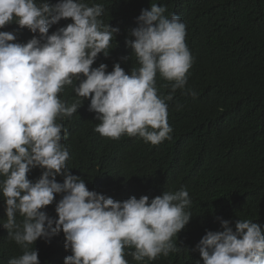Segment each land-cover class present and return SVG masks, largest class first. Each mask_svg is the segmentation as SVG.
Listing matches in <instances>:
<instances>
[{"label":"clouds","instance_id":"9594fccd","mask_svg":"<svg viewBox=\"0 0 264 264\" xmlns=\"http://www.w3.org/2000/svg\"><path fill=\"white\" fill-rule=\"evenodd\" d=\"M165 12L155 3L141 9L136 26L128 31L125 45L140 67L126 72L121 62L129 61L128 55L108 71L105 63L93 65L101 53L109 56L120 29L103 22V5L86 0H0V29L15 21L19 29L33 34L27 42H17L15 31H0V196L7 217L3 228L23 250L7 264H41L38 249L29 246L61 232L64 248L71 252L64 264H130L127 254L145 264V258L179 251L173 237L192 218L188 190L125 200L89 190L67 166L70 154L61 143L63 125L56 122L81 107L79 102L69 106L58 95L75 79L74 92L89 101L88 111L100 121L95 131L102 136H139L153 145L171 138L166 100L172 94L158 95L155 78L159 74L172 82V93L183 89L193 58L185 43V24ZM69 19L50 33L53 25ZM37 168L40 176L30 179ZM54 201L56 217H50L45 209ZM231 223L220 218L223 230L206 231L195 245L203 264H264V225L237 219L234 231Z\"/></svg>","mask_w":264,"mask_h":264},{"label":"trees","instance_id":"16d2710c","mask_svg":"<svg viewBox=\"0 0 264 264\" xmlns=\"http://www.w3.org/2000/svg\"><path fill=\"white\" fill-rule=\"evenodd\" d=\"M39 2V0H38ZM56 3L57 0H49ZM101 4L105 24L118 27L109 56L102 53L93 67L108 65L120 57L126 72L140 64L125 45L128 31L136 26L141 9L155 3L176 15L186 26L185 43L193 58L183 89L171 90L170 81L156 76L158 95L167 97L170 139L159 144L139 136L122 134L119 139L95 131L100 123L88 111L89 101L78 97L74 86H65L59 97L69 106L81 107L71 117L57 118L63 125L61 141L69 151L66 162L81 176L89 190L125 200L131 196L150 198L162 192L187 189L191 198L190 222L173 237L179 251L158 256L145 264H203L194 251L206 231H222L220 218L245 219L264 225V0H86ZM71 20H61L50 33ZM0 31L16 32L17 42H27L32 33L13 21ZM195 92V95L192 93ZM66 131V135H65ZM40 169L29 174L38 179ZM57 180L62 182V177ZM60 195L56 196V200ZM55 202L45 209L56 217ZM18 222L23 220L19 214ZM7 217L0 196V264L22 254V248L3 228ZM63 232L50 240L38 239L29 247L38 249L41 264H64L70 250L64 248ZM134 249H126L130 253ZM130 264H140L126 255Z\"/></svg>","mask_w":264,"mask_h":264}]
</instances>
